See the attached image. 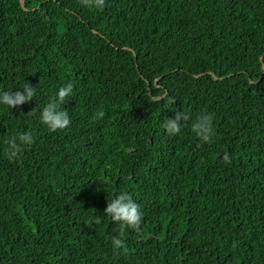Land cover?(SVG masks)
Segmentation results:
<instances>
[{"label": "trees", "instance_id": "1", "mask_svg": "<svg viewBox=\"0 0 264 264\" xmlns=\"http://www.w3.org/2000/svg\"><path fill=\"white\" fill-rule=\"evenodd\" d=\"M24 82L0 106V264H264V0H0V89ZM180 110L213 113L212 142L169 136ZM16 130L34 139L9 161ZM124 191L143 218L114 247L92 217Z\"/></svg>", "mask_w": 264, "mask_h": 264}, {"label": "clouds", "instance_id": "2", "mask_svg": "<svg viewBox=\"0 0 264 264\" xmlns=\"http://www.w3.org/2000/svg\"><path fill=\"white\" fill-rule=\"evenodd\" d=\"M85 6L103 9L106 0H81ZM74 85L67 82L58 87L55 93L49 98L48 102L40 110L39 120L50 130H59L68 127L71 124V117L67 108L63 107L66 101L72 97ZM38 89L34 85L23 83L22 87L17 90L0 89V106L12 109L21 105L37 96ZM105 111L100 109L95 112L92 117L95 121L104 118ZM214 114L211 112H202L194 118L189 111H177L174 116L166 117L162 121V128L172 137L182 132V129L190 122L191 132L196 138L203 142H212L215 135ZM33 134L31 131L16 130L10 133L6 138V147L4 154L9 161L18 158L26 145L33 142ZM225 162L231 161L228 152L223 154ZM107 218L110 222H117L121 229V235H115L111 238L114 247H122V234L124 230L131 228L139 230L142 223L143 213L140 205L135 202L131 195L124 191L113 194L112 198L107 201L103 215H94L92 219L96 224H101L103 219Z\"/></svg>", "mask_w": 264, "mask_h": 264}, {"label": "water", "instance_id": "3", "mask_svg": "<svg viewBox=\"0 0 264 264\" xmlns=\"http://www.w3.org/2000/svg\"><path fill=\"white\" fill-rule=\"evenodd\" d=\"M20 4H21V6H23V0H20Z\"/></svg>", "mask_w": 264, "mask_h": 264}]
</instances>
